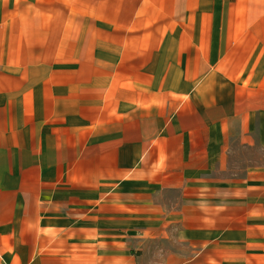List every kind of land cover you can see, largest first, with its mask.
Listing matches in <instances>:
<instances>
[{
  "label": "crops",
  "instance_id": "obj_1",
  "mask_svg": "<svg viewBox=\"0 0 264 264\" xmlns=\"http://www.w3.org/2000/svg\"><path fill=\"white\" fill-rule=\"evenodd\" d=\"M0 264H264V0H0Z\"/></svg>",
  "mask_w": 264,
  "mask_h": 264
}]
</instances>
